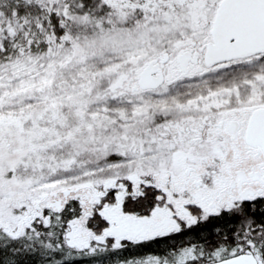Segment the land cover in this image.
Listing matches in <instances>:
<instances>
[{"label": "snow or ice", "instance_id": "1", "mask_svg": "<svg viewBox=\"0 0 264 264\" xmlns=\"http://www.w3.org/2000/svg\"><path fill=\"white\" fill-rule=\"evenodd\" d=\"M0 264H264V0H0Z\"/></svg>", "mask_w": 264, "mask_h": 264}]
</instances>
